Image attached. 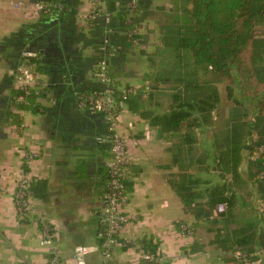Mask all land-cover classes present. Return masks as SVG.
<instances>
[{
    "label": "crops",
    "instance_id": "obj_1",
    "mask_svg": "<svg viewBox=\"0 0 264 264\" xmlns=\"http://www.w3.org/2000/svg\"><path fill=\"white\" fill-rule=\"evenodd\" d=\"M18 1L48 0L0 2V264H48L55 254L61 264H76L77 245L90 247L86 264H101L91 248L100 241L97 213L109 151L96 137L107 133L102 115L79 108L76 94L99 87L94 65L113 47L108 66L114 83L134 88L135 95L118 114L131 153L124 208L129 222L116 235L110 264H145L140 248L160 252L168 264H239L235 240L246 237L250 249L263 248L264 220L256 208L263 191L253 147L264 141V123L255 126L253 107L264 84L255 76L246 88L216 82L210 112L188 114L174 127L171 115L186 97L172 77L156 74L189 67L184 49L174 47L173 58L158 57L166 26L189 21V0H137L134 13L130 0H99L110 23L102 14L89 16L94 0H56L66 10L40 16L15 8ZM129 17L138 45L127 40ZM255 34L264 38V23ZM25 47L40 56L37 113L19 112L10 74ZM24 177L31 211L17 204ZM226 196L228 209L219 215L217 199ZM43 225L50 243L42 244ZM182 225L190 235L182 234Z\"/></svg>",
    "mask_w": 264,
    "mask_h": 264
},
{
    "label": "trees",
    "instance_id": "obj_2",
    "mask_svg": "<svg viewBox=\"0 0 264 264\" xmlns=\"http://www.w3.org/2000/svg\"><path fill=\"white\" fill-rule=\"evenodd\" d=\"M189 2L190 7L185 11L189 21L177 25L176 34L173 35L176 40L174 47L186 51L185 63L189 57V67L183 70L156 73L160 79L172 77L173 82L177 84L175 90H181L178 89L179 85L186 97V100L183 99L178 106L179 109L173 110L171 117L174 120V127H178L181 120L187 118L188 114L210 112L217 101V91L213 85L216 82L226 84L234 82L240 86L243 82V87L246 88L251 78L255 76L264 84V38L257 37L255 34L256 26L264 23V0H189ZM121 14L119 13V17L122 16ZM163 42L166 44V39ZM115 87V96L119 101L122 99V89H119L116 84ZM130 88L128 86L124 89ZM16 94V100L18 97L24 100L17 101L16 104L21 110H29L32 113L42 110L41 105L36 101L37 94L34 88L18 87ZM134 95L132 91L128 92L125 102ZM263 109L264 91L261 100L254 103L255 126L264 123ZM263 142L260 140L254 146ZM258 165L260 171L259 160ZM257 182L262 192L263 186L258 179ZM217 200H221L219 203L227 202L228 204L230 201L227 196ZM196 225L194 227H197ZM97 235L100 237L99 244H101L103 237L99 235V229ZM242 240H235L233 246L235 245L236 248L233 252L256 251L244 245L246 243ZM148 251L155 252L152 248ZM142 262L155 264L146 260Z\"/></svg>",
    "mask_w": 264,
    "mask_h": 264
},
{
    "label": "built area",
    "instance_id": "obj_3",
    "mask_svg": "<svg viewBox=\"0 0 264 264\" xmlns=\"http://www.w3.org/2000/svg\"><path fill=\"white\" fill-rule=\"evenodd\" d=\"M2 0H0L1 2ZM15 8L28 9L33 15H59L66 10V6L56 0L36 1L34 4H27L25 1H18L14 4ZM101 2L94 0L90 17L103 15L100 9ZM127 8L131 13L138 10L137 0H130ZM106 23L111 22V16L104 13ZM125 33L128 39L133 38L136 30L132 25L131 17L125 20ZM108 29L107 32H110ZM104 42L107 44V36ZM115 48L107 51L106 55L98 59L94 65L93 77L99 85L97 88H91L76 94L77 106L79 108H89L99 114L105 120V136L96 137L99 144L106 143L108 145L109 160L106 164L107 180L104 184L102 193V204L97 213V225L99 235L103 237L101 244L92 246L91 249L97 250L101 257V264H110L113 247L116 243V235L129 222V216L124 208L128 202V194L126 191L125 180L127 177V166L130 163L131 153L128 148V139L120 129L118 120L119 108L124 104L128 92H134V88L122 89V99L117 100L115 96L116 87L113 77L108 66V58L113 54ZM16 67L10 72L13 81L17 87L27 89L35 88L39 85V73L37 71L40 56L37 52L29 47L21 50ZM16 101H24L22 97H18ZM22 113V110L19 111ZM253 154L261 163V169L257 174L258 181L263 186V194L257 201V213L264 219V142L254 146ZM17 204L20 210L28 209L25 195L27 193L28 180L27 177L21 179L19 183ZM228 209L227 202L218 203L215 212L219 215L224 214ZM182 234L188 236L190 234L186 225H182ZM42 244L50 243L51 233L47 225H43ZM90 247L86 245H77L73 251V258L76 264H86L85 257L89 253ZM140 258L146 261H152L155 264L164 263L165 257L158 251L149 252L143 248L139 249ZM233 257L242 264H263L264 263V247L257 249L255 252L235 251ZM254 259H251V258ZM20 264H28L22 261ZM48 264H61L60 259L55 254L49 260Z\"/></svg>",
    "mask_w": 264,
    "mask_h": 264
},
{
    "label": "rangeland",
    "instance_id": "obj_4",
    "mask_svg": "<svg viewBox=\"0 0 264 264\" xmlns=\"http://www.w3.org/2000/svg\"><path fill=\"white\" fill-rule=\"evenodd\" d=\"M163 26L165 27L166 24H164ZM165 30H166V33L168 34V36L166 37V46L163 45V47L161 48L162 51H164V52H160V50L158 51L159 52V56L158 57H160V55H162V57H163L162 59H166V58H169V57L173 58V50H174V46L176 44L175 36H173V35L176 34L175 31L177 30V25L176 24H168L166 26ZM167 30L170 31L171 33L168 32ZM136 34L137 33L134 34L133 38L127 39L128 41H130L134 45L140 44V39H139V37ZM159 72H161V71H159Z\"/></svg>",
    "mask_w": 264,
    "mask_h": 264
}]
</instances>
